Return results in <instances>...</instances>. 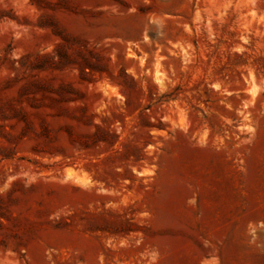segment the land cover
Listing matches in <instances>:
<instances>
[{"label": "rangeland", "instance_id": "obj_1", "mask_svg": "<svg viewBox=\"0 0 264 264\" xmlns=\"http://www.w3.org/2000/svg\"><path fill=\"white\" fill-rule=\"evenodd\" d=\"M0 264H264V0H0Z\"/></svg>", "mask_w": 264, "mask_h": 264}]
</instances>
